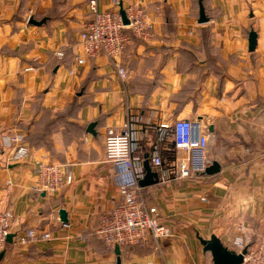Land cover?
<instances>
[{"label":"crops","instance_id":"obj_1","mask_svg":"<svg viewBox=\"0 0 264 264\" xmlns=\"http://www.w3.org/2000/svg\"><path fill=\"white\" fill-rule=\"evenodd\" d=\"M118 1L119 9L142 5L152 25L151 38L133 40L118 60L126 80L104 56L85 66L75 61L79 34L93 19L90 0H0V214L13 213L15 238L29 229L52 235L24 248L14 238L1 264H117L96 231L120 201V184L134 179L106 157V129L128 120L135 176H145L146 160L163 158L160 170L151 165L160 183L143 197L174 237L160 249L121 250L122 264H214L200 239L215 235L234 250L238 236L264 238V0H203V25L198 0ZM98 5L117 9L115 0ZM72 105L77 111L60 128L36 132ZM179 120L202 124L219 174L176 179L189 154L161 125ZM91 123L96 135L87 132ZM34 134L44 142L30 147L26 161L7 164L11 138ZM37 161L68 164L73 182L55 194L37 192Z\"/></svg>","mask_w":264,"mask_h":264},{"label":"built area","instance_id":"obj_2","mask_svg":"<svg viewBox=\"0 0 264 264\" xmlns=\"http://www.w3.org/2000/svg\"><path fill=\"white\" fill-rule=\"evenodd\" d=\"M114 11H100L98 0H90L89 8L93 19L79 34V51L75 54L78 66L85 64L98 56H104L115 62L121 79H127V72L118 62L133 40L146 41L151 38L150 16L142 5L134 4L125 9L128 25H125L120 14L119 1L115 0ZM64 58V53L57 54ZM75 75L74 69L69 70ZM162 128L171 129L176 149L189 154L188 159L181 160L177 167L176 179L185 180L195 175L204 174L210 167L207 149L209 136L199 121H176L172 126L162 124ZM11 151L7 155V164H19L28 159L31 149L20 135L11 138ZM132 131L128 120L121 128H107L105 131L106 157L109 162L123 166L134 174L129 183L119 186L120 201L114 208L100 218L96 231L97 238L109 249L115 251L129 248L146 249L154 246L160 249L161 243L174 237L172 231L160 221V214L156 207H152L143 197V190L139 179L135 176L134 160L131 151ZM164 161L161 156L152 158L151 165L160 170ZM37 184L35 190L48 194H55L73 182V173L68 164L51 161L35 162ZM13 213L5 211L0 214V253L5 251L8 237L11 235ZM242 230V229H240ZM52 235L40 233L35 229L16 236V244L28 247L41 241H50ZM237 254L244 255L243 264H264V238L252 243L247 236H238L232 242Z\"/></svg>","mask_w":264,"mask_h":264},{"label":"water","instance_id":"obj_3","mask_svg":"<svg viewBox=\"0 0 264 264\" xmlns=\"http://www.w3.org/2000/svg\"><path fill=\"white\" fill-rule=\"evenodd\" d=\"M120 14L123 18V22L125 25L129 24V21L126 17V12L123 6H120ZM43 21H35L34 19H30V24L33 26H42L44 24ZM209 22V18L206 15L205 7L200 0L199 3V19L198 24L203 25ZM249 41V51L255 52L257 45H258V34L256 31L252 30L249 33L248 36ZM96 123H91L88 128L87 132L96 135ZM212 131V128L210 129ZM144 170H145V176L139 181V185L142 188H148L155 185H158L160 183V175L159 173L153 171L150 160H146L144 164ZM221 172V166L214 162L210 167H208L204 173L206 176H214L216 174H219ZM60 220L63 224H68V214L66 211L61 210L59 212ZM15 235L11 234L8 237V243L12 244L14 241ZM200 242L202 246L204 247V252L211 253L213 257V263L214 264H243L244 262V255L246 254V250L243 251L242 254H237L234 250H230L229 248L225 247L219 238H217L215 235L212 236L209 240L200 239ZM115 254L117 255V264L121 263V249L119 247H116ZM6 256V251H3L0 253V264L4 260Z\"/></svg>","mask_w":264,"mask_h":264},{"label":"trees","instance_id":"obj_4","mask_svg":"<svg viewBox=\"0 0 264 264\" xmlns=\"http://www.w3.org/2000/svg\"><path fill=\"white\" fill-rule=\"evenodd\" d=\"M203 2V0H201ZM200 3V0H198V5ZM74 107V108H73ZM76 108V109H75ZM77 111V106L72 105L70 111L64 113V114H59L55 119L52 121H47L45 124L44 128H41L40 130H36V132H53L56 130V128H60L62 124L65 123L67 120V116H72L74 111ZM77 129H80V127L76 126ZM45 138L39 136L38 134H34L33 136H28L25 137L24 141L29 145V147H37L39 146L42 142H44ZM49 147V145H48Z\"/></svg>","mask_w":264,"mask_h":264},{"label":"rangeland","instance_id":"obj_5","mask_svg":"<svg viewBox=\"0 0 264 264\" xmlns=\"http://www.w3.org/2000/svg\"><path fill=\"white\" fill-rule=\"evenodd\" d=\"M15 243H16V241H15Z\"/></svg>","mask_w":264,"mask_h":264}]
</instances>
